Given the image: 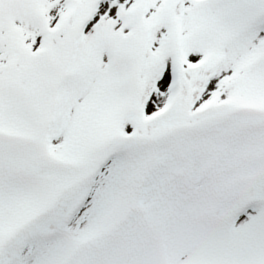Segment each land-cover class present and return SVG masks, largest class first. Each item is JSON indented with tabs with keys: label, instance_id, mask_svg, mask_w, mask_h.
<instances>
[{
	"label": "snow or ice",
	"instance_id": "obj_1",
	"mask_svg": "<svg viewBox=\"0 0 264 264\" xmlns=\"http://www.w3.org/2000/svg\"><path fill=\"white\" fill-rule=\"evenodd\" d=\"M0 264H264V0H0Z\"/></svg>",
	"mask_w": 264,
	"mask_h": 264
}]
</instances>
